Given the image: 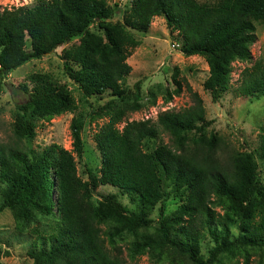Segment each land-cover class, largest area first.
Here are the masks:
<instances>
[{"label": "trees", "instance_id": "trees-1", "mask_svg": "<svg viewBox=\"0 0 264 264\" xmlns=\"http://www.w3.org/2000/svg\"><path fill=\"white\" fill-rule=\"evenodd\" d=\"M130 3L123 21L116 22L110 19L120 11V4L111 6L108 0H37L33 5L0 11V93L4 78L12 71L79 38L63 51L65 73L85 98L112 96L107 108L96 112L110 116L95 134L102 156L101 175L88 169L89 180H84L74 156L84 147L82 115H76L71 123L72 150L51 145L34 151L23 144L24 139L36 136L37 120L78 108L66 83L48 73L29 75L22 85L28 98L18 104L12 123L15 140L0 144V212L15 209L18 226L24 229L36 219V213L53 215L56 206V224L49 235L35 229L40 237L31 250L34 264H125L103 248L100 225L116 221L121 232L148 225L150 220L124 204L119 193L152 209L168 194L165 184L186 201L161 219L159 233L132 242V257L152 249L170 256L172 263L214 264L227 255L235 261L240 256L243 264H249V249L264 247L259 228L238 221L249 220L253 208L264 212V192L258 190L264 184L257 175L254 153L233 150L226 163L222 162L224 140L209 131L211 120L204 100L189 84L190 106L165 110L157 121L126 119L146 104L141 83L132 91L124 81L132 71L128 58L141 43L131 30L148 32L159 16L178 32L185 55L206 58L210 75L204 88L214 101L229 89L236 61L251 63L241 71L239 93L264 96V58L254 59L251 51L257 24L264 23V0ZM95 25L100 31L92 28ZM174 82L177 87L167 91V102L183 89L177 75ZM152 95L150 104L155 105L156 95ZM163 133L170 135L171 143L155 145ZM259 153L264 159V128ZM99 183L116 187L118 194H103L95 200ZM217 207L224 212H218ZM233 227H242L245 233L236 234ZM205 242L210 252L207 259L201 253ZM260 256L264 257V249Z\"/></svg>", "mask_w": 264, "mask_h": 264}, {"label": "rangeland", "instance_id": "rangeland-1", "mask_svg": "<svg viewBox=\"0 0 264 264\" xmlns=\"http://www.w3.org/2000/svg\"><path fill=\"white\" fill-rule=\"evenodd\" d=\"M37 0H0V11L5 7L19 5H33ZM131 0H108L111 6L114 3L120 4V11L110 19L113 22L123 21L124 11L131 6ZM201 2H216L218 0H199ZM100 31L97 25L92 27ZM137 39L141 41L128 58L132 71L126 76L124 86L134 91L135 84L141 83L142 100L146 104L142 109L131 112L126 119L157 121L161 112L165 110H181L190 106L192 101L191 93L186 89L189 84L194 91H197L203 98L207 110V118L211 120L209 131L219 134L224 142L221 145L220 157L225 164L229 152L233 150L249 151L254 153L258 168L257 175L264 184V159L259 153L261 130L264 128V96L241 95L239 86L241 84V71L245 63L236 61L232 73L229 89L223 91L218 101H214L210 91L204 88V82L210 75V68L206 58L202 55L187 56L179 47H173V42H180L178 32L167 25L164 17H155L148 32L131 30ZM256 42L251 46L254 59L264 58V23L257 24ZM80 40L60 46L55 52L42 56L40 59H33L21 67L12 71L4 78L3 91L0 93V144L12 143L15 140L12 123L15 118L19 103L27 100L28 95L23 89V84L28 82L32 73H48L63 83H66L78 103L74 112L66 111L49 119L37 120L36 136L31 139H24L23 144L34 151H42L45 148L56 145L65 149H73V137L71 134V123L76 115H82L84 127L82 137L84 147L81 154L74 152L78 174L84 180H89L88 169H92L98 176L101 175L102 156L95 141V134L101 126L109 121V115H98V109L107 108L112 96L85 98L63 67L62 54L65 48L71 47ZM181 79L184 86L180 94H173L171 101H166L167 91L173 92L177 87L174 76ZM152 92L156 95L155 105ZM131 95V94H130ZM86 99V100H85ZM124 123L119 126L122 128ZM160 142L171 143L170 135L163 133L157 139ZM164 189L168 193L152 209L143 207L138 201H133L128 195H121L120 200L128 205L133 211L139 213L146 220L148 225H143L135 230L124 229L116 221L108 220L100 225L101 243L111 255L120 258L125 264H182L172 263L170 256H162L161 253L152 249H146L141 253L131 256L130 247L135 239L148 234L159 233V226L162 218L177 211L186 201L172 186ZM264 192V188H259ZM118 189L109 184L99 183L94 194V199L99 200L103 194H118ZM56 198V197H55ZM218 212H224L222 207H217ZM249 220L239 218V224L252 222L254 228L264 234V212L262 209L253 208ZM56 206L53 215L37 214L36 219L28 223L27 227L20 229L17 223L15 209L6 208L0 212V262L3 264H34L31 256L33 242L38 240L40 234L35 231L37 228L49 235L56 224ZM22 230V232H21ZM236 234L245 233V230L232 228ZM207 242L203 243L201 253L205 259L210 255ZM251 247L249 264H264V257L260 252L264 247ZM219 262L214 264H243V258L238 256L237 260L221 255Z\"/></svg>", "mask_w": 264, "mask_h": 264}, {"label": "built area", "instance_id": "built-area-1", "mask_svg": "<svg viewBox=\"0 0 264 264\" xmlns=\"http://www.w3.org/2000/svg\"><path fill=\"white\" fill-rule=\"evenodd\" d=\"M180 46H181V43L180 42H173V47H179L180 48Z\"/></svg>", "mask_w": 264, "mask_h": 264}]
</instances>
